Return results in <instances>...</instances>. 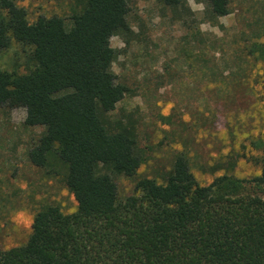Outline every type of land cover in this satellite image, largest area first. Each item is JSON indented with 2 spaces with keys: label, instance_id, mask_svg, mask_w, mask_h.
Instances as JSON below:
<instances>
[{
  "label": "trees",
  "instance_id": "obj_1",
  "mask_svg": "<svg viewBox=\"0 0 264 264\" xmlns=\"http://www.w3.org/2000/svg\"><path fill=\"white\" fill-rule=\"evenodd\" d=\"M204 2L209 23L231 12L232 0ZM129 10L128 0H70L69 15L31 22L14 0H0V54L14 46L23 55L0 67V107L22 108L25 126L43 127L27 156L76 201L71 213L40 206L26 241L0 251V264H264V199L244 180L223 173L201 184L183 150L159 177L138 172L147 157L135 118L114 114L129 89L112 71L110 45L116 35L128 41ZM247 49L264 62L263 42ZM250 146L263 185L264 136ZM119 178L133 183L129 194Z\"/></svg>",
  "mask_w": 264,
  "mask_h": 264
},
{
  "label": "rangeland",
  "instance_id": "obj_2",
  "mask_svg": "<svg viewBox=\"0 0 264 264\" xmlns=\"http://www.w3.org/2000/svg\"><path fill=\"white\" fill-rule=\"evenodd\" d=\"M29 21L39 15H69L70 0H14ZM128 41L113 36L118 54L112 71L129 93L114 114L137 121L138 143L147 159L138 172L159 177L183 150L201 184L223 173L238 177L244 191L264 199V184L252 159L251 137L264 136V62L248 47L264 43V0H232L231 12L205 20L204 0H184L181 11L158 0H128ZM256 34V35H255ZM18 47L0 54L11 69ZM22 59H19L21 62ZM22 70V66L18 67ZM209 74H217L212 80ZM25 110L0 107V251L23 244L32 217L44 204L64 213L76 209L59 176L46 175L27 156L43 127L24 125ZM121 194L133 183L117 181Z\"/></svg>",
  "mask_w": 264,
  "mask_h": 264
}]
</instances>
